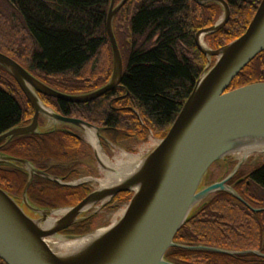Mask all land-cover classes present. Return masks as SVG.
Listing matches in <instances>:
<instances>
[{
	"label": "trees",
	"instance_id": "obj_1",
	"mask_svg": "<svg viewBox=\"0 0 264 264\" xmlns=\"http://www.w3.org/2000/svg\"><path fill=\"white\" fill-rule=\"evenodd\" d=\"M225 1L231 10L229 22L210 36L217 48L245 32L261 2ZM110 4L111 0H0V51L62 93L95 91L112 76L106 32ZM219 13L215 3L199 6L192 0H128L114 20L116 37L118 28L127 43L121 49L125 62L120 87L84 104L43 95L41 99L64 116L99 126L111 143L143 138L150 132L164 138L206 64L195 36L211 27ZM257 82H264V52L240 72L229 90ZM33 115L34 107L14 77L0 66V135L28 125ZM65 129L16 138L1 153L28 160L59 179L74 180L80 176V161L88 146L79 133ZM238 174L230 184L249 206L263 209L264 164L245 176ZM241 177L244 180L235 184ZM27 182L25 171L0 166V188L12 196L21 198ZM87 185L61 186L35 177L28 197L45 208L73 207L91 192ZM129 194L121 193L115 199L127 201ZM202 204L178 232L176 242L264 254V211L256 212L224 191ZM166 257L176 264H264V258L255 254L233 256L178 247L171 248ZM0 264L6 263L0 259Z\"/></svg>",
	"mask_w": 264,
	"mask_h": 264
},
{
	"label": "water",
	"instance_id": "obj_2",
	"mask_svg": "<svg viewBox=\"0 0 264 264\" xmlns=\"http://www.w3.org/2000/svg\"><path fill=\"white\" fill-rule=\"evenodd\" d=\"M194 1L200 6L215 3L224 10L219 22L200 30L195 36L198 49L209 63L196 80L167 135L151 152L139 158L132 173L110 186L94 179L98 183L96 189L76 206L61 209L65 213L54 218L52 216L60 210L36 207L28 198L27 191L34 178L38 176L71 187L85 182H67L39 170L28 160L0 153V166L28 174L21 199L0 188V259L6 264H176L166 257L174 247L233 256L255 254L264 258L257 250L237 252L202 245L188 246L175 241L178 232L195 216L202 203L219 191L230 193L256 212L264 211V208L249 206L234 186L229 185L250 154L264 152V82L229 90L240 72L264 52V0L245 32L215 50L206 47L202 37L224 28L230 18V7L225 0ZM127 2L121 0L116 5L115 0H111L106 32L112 47L113 72L109 82L95 91L78 95L62 93L0 51V66L14 77L35 110L30 124L14 127L0 135V143L5 141L6 145L22 136L38 135L64 126L69 132L75 129L95 133L102 151L103 137L99 127L54 111L40 95L84 104L120 87L124 64L114 34V20ZM211 58L216 59L214 64H211ZM41 116L48 124L40 125ZM92 146L97 160L109 170L99 159L98 148ZM237 155L242 159L225 179L206 185L208 173L216 162ZM121 193H131L132 197L119 220L99 230L104 231L102 234L96 235L99 231L81 235L63 233L80 222L96 204L109 202ZM28 211L39 216L33 217ZM85 237L91 240L77 250L57 249L61 243Z\"/></svg>",
	"mask_w": 264,
	"mask_h": 264
},
{
	"label": "rangeland",
	"instance_id": "obj_3",
	"mask_svg": "<svg viewBox=\"0 0 264 264\" xmlns=\"http://www.w3.org/2000/svg\"><path fill=\"white\" fill-rule=\"evenodd\" d=\"M120 1L121 0H115L116 5ZM192 1L195 4H197L194 0H192ZM209 4H211V3H209ZM218 6L220 7V13L217 16V18H216V20H215V22H214V24L212 26H214L217 22H219L222 19L223 15H224L223 8L220 5H218ZM230 16H231V14H230ZM116 32H117V35H118L117 37H116V34H115V30H114V34H115L116 40L118 42V45H119V48H120V52H121V56H122V59H123V64H124L125 56H124V53L122 52L121 49L127 43H126L125 38L123 36V31H121L120 29L117 28ZM210 36L211 35H205L204 37H202V40H203L202 43L206 47H208L210 49H214V50L218 49L213 44V42L210 40ZM110 46H111V43H110ZM111 54H112L111 57H112V72H113L112 47H111ZM205 58H206V64H205V66L203 68L202 73L204 72V70L206 69V67H207V65L209 63V59L206 56H205ZM215 61H216L215 58H211L210 59L211 64H214ZM48 107H50V106H48ZM34 114H35V110H34ZM33 117H34V115H33ZM33 117L31 118V120H30V122L28 124H30L32 122ZM40 122L43 124V126L45 124H48V120L45 117H43V116L40 117ZM60 127H63V126H60ZM97 127H99V126H97ZM72 130H74L75 132L79 133L84 138V140H85V142H86L88 147L85 148V151H86L85 153L87 155L83 156L82 160L80 161V163H81L80 176L78 178L74 179V180H71L70 182L83 181V182L87 183L88 184L87 186H89L90 190L93 191L94 189H96L98 187V183L95 180L98 179L100 181H104L106 179V176H107V174H108V172L110 170L105 169L101 165V163L97 160L95 150L93 149L92 144L88 140L87 131L86 130L85 131L84 130L79 131V130H75V129H72ZM101 136L103 137L102 141H101V143H102L101 145H102V148H103L102 149V153L105 156H107L108 159L112 163H115L117 158H122V155L123 156L126 155V157L124 158V161H126V162H128L130 160V158H128L127 155L141 159L142 157L147 155L149 152H151L157 146L158 142L161 139H163V135L162 134H156L154 132L148 133V135H145V137H143V138L141 136L134 137L132 139H126L124 141H120L119 143H111V142H109L108 140H106L104 138V135L102 133H101ZM231 159H230L231 162H230L229 166L224 165L223 164L224 161L220 160V161L216 162L211 167V169H210V171L208 173L207 179H206V180H208V184H211V183L217 182L219 180L225 179L234 170V168L237 166V164L241 161L242 157L237 155V156H234ZM138 161H139V159L135 160L134 163L137 164ZM263 164H264V152L250 154L245 159V162L242 164V166L240 167V169L238 171V173H239L238 175L239 176H245L249 172H251L253 169H255V168H257V167H259V166H261ZM131 197H132V194L130 193L128 195L129 199L127 201L119 202L120 203L119 206H116V207L111 208L109 210H104L103 209L104 204H109L115 198H113L109 202H105L104 204H101V203L96 204L94 207H92L90 210H88L83 215L84 219L82 218V220H80L81 222H85L86 223V221L88 219L87 224L84 225L83 229L81 230V232H82L81 234H88V233H92V232H95V231H99V230L105 229L106 227L112 225L113 222H114L113 221L114 215L119 213L120 211H124L125 210V208H126L128 202L130 201ZM68 208H70V207H68ZM61 209H63V208H57V209H53V210H61ZM52 217L55 218V216H52ZM120 217H121V215H119L117 217L118 219H116V220H119Z\"/></svg>",
	"mask_w": 264,
	"mask_h": 264
},
{
	"label": "bare ground",
	"instance_id": "obj_4",
	"mask_svg": "<svg viewBox=\"0 0 264 264\" xmlns=\"http://www.w3.org/2000/svg\"><path fill=\"white\" fill-rule=\"evenodd\" d=\"M202 42H203V40H202ZM87 136H88V140L94 146H96V148H98V156H99V159L101 160L102 164H104L106 166V168H108L109 170L110 169L112 170L111 172L110 171L108 172L106 179L104 181H101L105 186H110L111 184L117 182L121 178L127 176L129 173H132L133 170L136 168L134 161L139 159V158L127 155L128 158H130V160L128 162H126V161H124V158L126 157V155H124V156L122 155V158H117L115 163H112L108 159V157L102 153L101 149L99 148L98 140L96 138L95 133H88ZM123 212L124 211H120L119 213L114 215L113 224L117 221L116 220V219H118L117 217L119 215H122ZM64 213H65L64 210H60L58 212H55V214L53 216L59 217L60 215H63ZM51 223H52V220H51ZM103 232L104 231H99L96 235H100ZM90 240H91L90 237H85V238H82L80 240L61 243L60 245L57 246V249L60 251L66 250L68 248H71L72 250H77L80 247L87 244Z\"/></svg>",
	"mask_w": 264,
	"mask_h": 264
},
{
	"label": "flooded vegetation",
	"instance_id": "obj_5",
	"mask_svg": "<svg viewBox=\"0 0 264 264\" xmlns=\"http://www.w3.org/2000/svg\"><path fill=\"white\" fill-rule=\"evenodd\" d=\"M69 129V128H68ZM68 131V130H67ZM72 133H77V132H75L74 130H70ZM12 142V141H11ZM10 142V143H11ZM9 143V144H10ZM8 144H6L5 145V141H4V144L3 145H1L0 146V153H1V148H3V147H5V146H7ZM234 156H230V157H228V158H226L225 160H223L224 161V165H227V166H229L230 165V159L231 158H233ZM232 160V159H231ZM16 170V169H15ZM239 171V170H238ZM45 172V171H44ZM47 173V172H46ZM49 174V173H48ZM238 174V172L236 173V175ZM236 175L229 181V185H231L230 183H231V181L236 177ZM53 176V175H52ZM36 177H38V176H36ZM240 179H242V177L241 178H239V179H237L236 181H235V184H238V183H240V182H238ZM244 179V178H243ZM71 181V180H70ZM70 181H67V182H70ZM243 181V180H242ZM241 181V182H242ZM206 185H208V180H207V183H206ZM80 186V185H79ZM68 187H71V186H68ZM76 187V186H75ZM29 189V188H28ZM23 192H24V190H23ZM27 195H28V191H27ZM22 196H23V193H22ZM118 196V195H117ZM18 198V197H17ZM22 198V197H21ZM21 198H18V199H21ZM29 198V197H28ZM115 198V197H114ZM119 202H121L119 199H113V201H111L109 204H104V207H103V209L104 210H109V209H111V208H114V207H116V206H119L120 205V203ZM34 204V203H33ZM36 207H39V208H45V207H42V206H39V205H36V204H34ZM66 208H68V207H64L63 209H66ZM45 209H50V208H45ZM28 213L31 215V216H33V217H38L39 215L38 214H36V213H33V212H31V211H28ZM86 221V220H85ZM87 222H88V219H87V221H86V223L85 222H78V223H76L75 225H73L71 228H69V229H67V230H65L63 233L64 234H67V235H80L82 232H81V230L83 229V228H81V229H79L78 228V226H80V225H86L87 224ZM84 223V224H83ZM80 230V231H79Z\"/></svg>",
	"mask_w": 264,
	"mask_h": 264
}]
</instances>
